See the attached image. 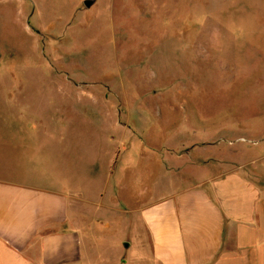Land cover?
Returning <instances> with one entry per match:
<instances>
[{"label":"rangeland","instance_id":"rangeland-1","mask_svg":"<svg viewBox=\"0 0 264 264\" xmlns=\"http://www.w3.org/2000/svg\"><path fill=\"white\" fill-rule=\"evenodd\" d=\"M85 1L0 0V76L28 125L64 130L42 181L80 197L86 264H131L137 209L264 154V0Z\"/></svg>","mask_w":264,"mask_h":264},{"label":"crops","instance_id":"crops-1","mask_svg":"<svg viewBox=\"0 0 264 264\" xmlns=\"http://www.w3.org/2000/svg\"><path fill=\"white\" fill-rule=\"evenodd\" d=\"M6 79L0 76V140L9 145L0 150V264H86L90 241L81 234L80 197L42 181L41 143L64 147V130L28 125L32 117L23 116L26 107L7 91ZM260 160L264 154L220 164L192 186L173 187L137 209L148 253L131 264H264V173L252 168ZM108 203L105 209L112 211L116 205Z\"/></svg>","mask_w":264,"mask_h":264},{"label":"water","instance_id":"water-1","mask_svg":"<svg viewBox=\"0 0 264 264\" xmlns=\"http://www.w3.org/2000/svg\"><path fill=\"white\" fill-rule=\"evenodd\" d=\"M95 3H96L95 0H87L84 2V5L86 8L90 9L92 6L95 5ZM127 247H129V246H127Z\"/></svg>","mask_w":264,"mask_h":264}]
</instances>
